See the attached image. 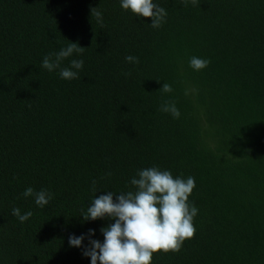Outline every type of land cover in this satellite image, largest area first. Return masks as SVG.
<instances>
[{
	"label": "trees",
	"instance_id": "1",
	"mask_svg": "<svg viewBox=\"0 0 264 264\" xmlns=\"http://www.w3.org/2000/svg\"><path fill=\"white\" fill-rule=\"evenodd\" d=\"M0 264H264V0H0Z\"/></svg>",
	"mask_w": 264,
	"mask_h": 264
}]
</instances>
